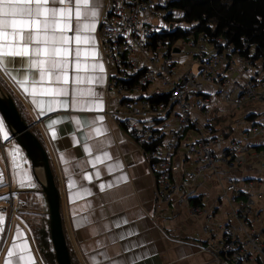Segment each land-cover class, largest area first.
<instances>
[{
	"label": "crops",
	"instance_id": "crops-1",
	"mask_svg": "<svg viewBox=\"0 0 264 264\" xmlns=\"http://www.w3.org/2000/svg\"><path fill=\"white\" fill-rule=\"evenodd\" d=\"M93 2L98 4L96 27L88 31L81 26L82 34L92 39L79 45V72L77 73L74 63L69 67L70 79L79 74L84 78L79 87L92 89L93 95L82 98L84 103L76 107L53 106L50 112L45 108L41 115L40 109L33 105L32 97L0 69L2 81L13 92L24 119L28 125L31 124V129L48 155L59 190L64 234L74 262L216 264L217 256L204 248L208 239L204 228L213 231L216 223H223L229 217L230 205L219 200V205L216 206V198L221 192L223 182L232 178L238 187H244L248 179H256L260 181V185H256L252 192H264V163L248 158L244 164L232 167L231 176H228L230 168L221 167L218 174L213 175L210 172L197 182L193 188V202L207 209H215L210 221L202 215L198 218L191 216L186 205L176 202L157 206L155 182L144 150L127 134L122 125L121 98L108 85L112 67L104 56L99 30L104 18L106 0ZM65 7L73 9L72 17L75 20V0H71ZM69 35L74 33L70 31ZM199 43L213 50L209 43ZM70 47L72 53L69 59L74 61L77 47L74 41ZM188 58L186 55H176L175 77H179L186 70L184 61H187V67L190 68L192 64ZM222 64V70L229 69L230 79H237L242 83L253 72L240 57L232 53L225 55ZM93 65H103V71ZM10 67L18 71L27 70L18 63ZM88 77L94 78L91 83L88 82ZM155 88L154 84H150L146 90L153 93ZM205 94L209 97L208 105L201 110L192 108L191 118L199 123L210 120L217 134L223 138V144H228L230 140L238 141L245 156L260 150L264 145V129L254 130L252 126L264 121V110H261L264 103L259 102L260 112L257 110L258 104L250 101L245 103V107L234 108L219 100L212 85H206ZM37 99L47 101L50 97L38 95ZM60 99L70 100V97ZM96 100L100 102V107L91 102ZM100 116L103 120L97 119ZM52 121L56 123L49 128ZM95 128L101 129L99 135L93 130ZM198 132L196 127L185 132L175 151V162L186 161L183 146L197 138ZM85 145L88 146V151H85ZM13 146L20 149V155L15 160L18 166L15 168L10 155ZM104 152L108 153L107 158L102 155ZM97 157L100 159L97 160ZM251 167H256L259 172L252 177ZM0 173L3 174L0 181V213L3 214V223L0 224L3 229L0 231V264H6L7 260H12L13 264H28L27 260L19 259L20 245H26L27 250L23 254L32 258V264H45L37 240V228H42L43 223L48 226L46 200L40 192L38 182L40 174L35 175L32 172L29 159L16 142L9 146L6 155L5 151H0ZM179 175L177 170L176 176ZM101 184L105 185L103 189ZM9 186L14 206L17 208L11 216L8 214V207L1 201L8 193ZM246 196V193H242L240 198ZM258 201L257 207L262 211L260 216L254 218V225L264 229V199ZM13 245L17 247L13 249V255L9 256V249Z\"/></svg>",
	"mask_w": 264,
	"mask_h": 264
},
{
	"label": "built area",
	"instance_id": "built-area-1",
	"mask_svg": "<svg viewBox=\"0 0 264 264\" xmlns=\"http://www.w3.org/2000/svg\"><path fill=\"white\" fill-rule=\"evenodd\" d=\"M170 1L106 0L99 30L104 56L112 67L108 85L121 98L122 125L144 150L155 182L157 206L176 202L186 205L191 216L202 215L210 221L215 209L193 202V188L197 182L210 172L218 174L221 167L240 166L248 158L264 163V149L245 156L238 141L223 144V138L211 121L199 123L193 120L190 110H201L208 105L206 85L214 86L219 100L234 108L242 107L248 101L264 103V48L254 58L251 57L254 55L253 44L243 42L235 48L223 37L217 38L214 44L198 38L199 42L209 43L213 50L199 42L197 49L191 50L194 46L191 39L180 38L170 43L163 39V33L176 27L188 29L191 26L176 23L178 18L172 15L174 9L169 6ZM163 10L166 11L164 16ZM169 15L173 17L172 21H169ZM246 49H249L248 57L241 56ZM227 53L240 57L253 69L243 83L230 79L228 68L221 69ZM179 54L191 56L196 62V70L187 69L175 77V58ZM150 84L156 87L153 93L146 90ZM158 95L167 98L157 100ZM191 127L197 128L198 136L183 146L186 161L175 162V151ZM258 128L264 129V121L253 124L252 129ZM4 147L5 141L0 135L2 153ZM177 170L179 176H176ZM256 185H260L256 179H248L244 187H238L232 178L223 182L216 206L219 200L230 205L229 217L223 223H216L213 231L204 228L208 238L204 248L217 256L216 264H264V229L254 225V218L262 211L256 201L264 199V192H252ZM242 193L247 196L240 198ZM1 201L8 207L9 216L17 211L10 186Z\"/></svg>",
	"mask_w": 264,
	"mask_h": 264
},
{
	"label": "snow or ice",
	"instance_id": "snow-or-ice-1",
	"mask_svg": "<svg viewBox=\"0 0 264 264\" xmlns=\"http://www.w3.org/2000/svg\"><path fill=\"white\" fill-rule=\"evenodd\" d=\"M71 0H0V69L21 88L32 97L33 105L40 109V114L52 111L53 106L76 107L85 101V96L93 95L92 89L87 90L79 87L83 77L79 74L74 77L69 76L71 63L75 64L77 73L81 68L80 64V44L92 39L82 34L81 26L85 30L92 31L96 27V17L98 4L93 0H75V20H73L71 7H65ZM59 6H56V5ZM83 22V25H82ZM74 35H69V32ZM76 44L75 60L70 61L72 53L71 45ZM20 64L26 71H18L13 66ZM103 71V65H93ZM38 76V79H37ZM88 82L94 79L88 77ZM47 82V86H45ZM48 96L47 101L37 99V96ZM70 97V100L60 99ZM94 102L96 107H100L98 100ZM103 120V117H97ZM56 123L52 121L49 124ZM97 135L101 129H93ZM0 135L7 139V133L3 120H0ZM55 136V133H53ZM89 148L85 145V151ZM10 155L13 157V167H17L15 160L20 155V149L13 146ZM102 155L107 158L108 153ZM23 159L22 156H20ZM97 160L100 157L96 158ZM111 167V166H110ZM87 179V174L85 175ZM3 174L0 173V181ZM126 179V177H123ZM109 187L111 185H108ZM101 189L105 185H100ZM88 191V189H84ZM3 223V214L0 213V224ZM3 229L0 228V231ZM13 248L9 249L8 255H13ZM20 261L27 260L32 264V258L26 257V245H20ZM6 264H13L12 260H7ZM119 264V262H113Z\"/></svg>",
	"mask_w": 264,
	"mask_h": 264
},
{
	"label": "trees",
	"instance_id": "trees-1",
	"mask_svg": "<svg viewBox=\"0 0 264 264\" xmlns=\"http://www.w3.org/2000/svg\"><path fill=\"white\" fill-rule=\"evenodd\" d=\"M169 6L180 12L177 22L191 25L188 29L176 27L167 33H163V39L170 43L180 38H191V40L198 41V38L201 37L214 44L217 38L223 37L227 40V44H231L235 48H239L243 42L253 44L255 47L254 55L251 57L254 58L264 48V0H171ZM167 17L169 21L173 20L172 16ZM248 52L249 49L242 51L241 56L248 57ZM0 85L4 90H7L15 101L13 92L8 87V89L6 88L1 77ZM166 98V95H158L156 99ZM15 103L24 119L22 110L16 101ZM24 121L26 122L25 119ZM26 124L29 123L26 122ZM31 131L33 132L32 129ZM260 149H264V145ZM38 234L40 235L39 243L45 264H55L48 230L38 231ZM41 240L43 245H41ZM69 254L72 264H75L70 249Z\"/></svg>",
	"mask_w": 264,
	"mask_h": 264
},
{
	"label": "water",
	"instance_id": "water-1",
	"mask_svg": "<svg viewBox=\"0 0 264 264\" xmlns=\"http://www.w3.org/2000/svg\"><path fill=\"white\" fill-rule=\"evenodd\" d=\"M172 28V25H170ZM177 51V49L175 48ZM0 116L10 138L22 148L31 163L32 172L40 174V192L47 205L48 230L55 264H72L60 212V195L48 155L30 125L22 118L12 96L0 85Z\"/></svg>",
	"mask_w": 264,
	"mask_h": 264
},
{
	"label": "rangeland",
	"instance_id": "rangeland-1",
	"mask_svg": "<svg viewBox=\"0 0 264 264\" xmlns=\"http://www.w3.org/2000/svg\"><path fill=\"white\" fill-rule=\"evenodd\" d=\"M166 14V11L165 10H163L162 11V15L164 16ZM180 14V12L178 11V10H176V9H174L173 11H172V15L174 16V17H176V19L179 17L178 15ZM162 22H163V24H165V21L162 19L161 20ZM176 23H177V21H176ZM179 24H181V25H183V23H181V22H178ZM191 39V38H190ZM193 41H194V46L192 47H190V49L192 50H196L197 49V41L196 40H194V39H192ZM183 56H185V55H183ZM187 59V58H186ZM188 60H190V62H191V66H190V68L189 69H191V70H193V71H195L196 70V62H195V60L191 57V56H189V58H188ZM183 64H185V66H184V68L187 70L188 69V67H187V61H184V63ZM178 65L179 66H182V65H180L179 63H178ZM223 64H221V66H222ZM5 91L7 92V90L5 89ZM252 104H258V107H257V110H258V112H260V109H261V106H260V104H259V101H250ZM247 104V103H246ZM246 104H244L243 106L245 107V105ZM256 105H253L254 107H256ZM242 106V107H243ZM261 110H264V108L263 109H261ZM263 117H264V115H263ZM0 120H2V118H1V116H0ZM4 126H5V131H6V133H7V139H5L2 135H1V137H2V140L3 141H6L5 142V147H4V151H5V155H6V153H7V151H8V148H9V146L11 145V144H14L15 143V140H13V139H11L10 138V134H9V132H8V130H7V128H6V125L4 124ZM261 150V149H260ZM260 150H258V151H260ZM233 168H235V167H233ZM233 168H230L231 170H229V174H228V176H231V174H232V172H233ZM257 170V168L256 167H251L250 168V176L252 177V176H255L257 173H259L258 171H256ZM7 179V178H6ZM258 200L256 201V203L258 204ZM262 208H263V206H261ZM48 230V226L46 225V223H43V227L42 228H37V230L38 231H42V230ZM48 232H49V230H48ZM37 240L40 242V235L38 234L37 235ZM49 240H50V237H49ZM50 243H51V241H50ZM41 245H43V243H42V240H41ZM51 245V244H50ZM43 256V255H42ZM42 259L43 260H45V258H44V256L42 257ZM55 260V259H54ZM54 263H55V261H54ZM48 264V263H47Z\"/></svg>",
	"mask_w": 264,
	"mask_h": 264
}]
</instances>
